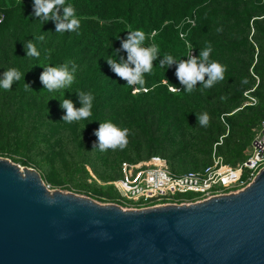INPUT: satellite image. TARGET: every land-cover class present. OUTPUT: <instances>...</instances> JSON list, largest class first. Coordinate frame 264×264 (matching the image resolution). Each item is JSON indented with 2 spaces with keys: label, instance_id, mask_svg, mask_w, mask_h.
I'll use <instances>...</instances> for the list:
<instances>
[{
  "label": "trees",
  "instance_id": "16d2710c",
  "mask_svg": "<svg viewBox=\"0 0 264 264\" xmlns=\"http://www.w3.org/2000/svg\"><path fill=\"white\" fill-rule=\"evenodd\" d=\"M31 3L0 0V73L10 67L24 72L9 90L0 89V152H13L22 144L27 154L60 100L69 98L80 106L77 91L94 95L93 115L80 121L84 154L99 151L94 135L99 122L111 120L130 130L124 149L100 157L105 172L99 175L105 181L121 176L120 163L128 149L131 161L160 155L174 172L178 162L185 171L200 169L211 162L212 151L222 157L236 151L248 139L249 129L264 119V0H66L75 8L80 27L64 33L54 32L51 20L43 23L32 16ZM187 18L194 24L183 22ZM136 29L145 33V45L156 44L161 56L170 53L177 60L186 59L187 47L179 35L186 31L197 57L211 46L210 60L225 66L224 79L207 89L198 82L192 93L170 91L168 85L182 88L175 64L164 70L158 56L143 86L126 84L106 60L120 49L118 36L122 39ZM41 33L45 39L34 41L40 56H25L24 42ZM119 56L126 53L120 50ZM66 60L78 65L70 90H64V97L59 91L47 92L39 80L43 67L38 63L59 65ZM134 87L140 90L133 92ZM252 88L257 105L223 114L238 106L243 92ZM30 94L35 96L31 113L22 119L13 113L9 117ZM202 112L209 115L207 126L196 119ZM92 164L97 170L98 164ZM87 176L84 171L81 179L89 190L102 196L111 191L110 199L116 200L113 185L103 190L101 184L87 182Z\"/></svg>",
  "mask_w": 264,
  "mask_h": 264
},
{
  "label": "water",
  "instance_id": "95a60500",
  "mask_svg": "<svg viewBox=\"0 0 264 264\" xmlns=\"http://www.w3.org/2000/svg\"><path fill=\"white\" fill-rule=\"evenodd\" d=\"M0 264H264V167L235 193L123 209L0 156Z\"/></svg>",
  "mask_w": 264,
  "mask_h": 264
},
{
  "label": "clouds",
  "instance_id": "9594fccd",
  "mask_svg": "<svg viewBox=\"0 0 264 264\" xmlns=\"http://www.w3.org/2000/svg\"><path fill=\"white\" fill-rule=\"evenodd\" d=\"M32 16L40 19L43 23L51 20L54 23V32H75L80 27V20L77 18L75 8L66 0H32ZM145 33L142 30H130L124 38L120 39V49L115 50L114 57H109L106 61L111 70L118 77L126 81L128 85H140L145 83V74L153 71V61L160 55L156 44L145 45ZM45 39L44 35H34L33 39L24 42L25 56L39 57L40 52L34 41L39 42ZM120 50L126 56H119ZM211 46L200 51L199 56L190 53L187 59L177 60L170 53H166L159 59V66L167 70L175 64V77L182 88L173 85V92L183 91L192 93L198 85L202 89L211 88L217 82L224 79L225 66L221 63L210 60ZM43 71L39 75V80L44 86V90L49 93L59 91L64 97V90H70L76 79L78 65L71 60H66L59 65L42 64ZM24 76L16 67H10L0 73V89L9 90L12 84L19 81ZM206 77V78H205ZM25 90H29V85L24 84ZM79 107L74 106V102L69 98L60 100V107L64 110L62 120L67 123L73 121L88 120L93 115L94 95L91 92L77 91ZM52 97H55L53 95ZM196 114V113H195ZM196 119L201 126H207L209 115L207 112L196 114ZM129 129L120 127L111 120L99 122L94 130L96 146L101 152L109 149L115 151L124 149L128 142Z\"/></svg>",
  "mask_w": 264,
  "mask_h": 264
},
{
  "label": "built area",
  "instance_id": "2783aa9c",
  "mask_svg": "<svg viewBox=\"0 0 264 264\" xmlns=\"http://www.w3.org/2000/svg\"><path fill=\"white\" fill-rule=\"evenodd\" d=\"M2 18L3 15L0 14V21ZM183 22L194 24L192 18H187ZM179 35L187 47L186 59L189 53L196 56L186 31H180ZM172 88V85H168L170 91ZM139 90L137 87L133 88V92ZM263 167L264 119L260 120L254 128L249 153L235 165L225 162L223 157L215 151L211 154L210 163L200 169L182 173L172 171L166 159L160 155H151L138 161H122L121 176L112 181L118 193L116 200L112 203L123 209H136L200 202L243 189Z\"/></svg>",
  "mask_w": 264,
  "mask_h": 264
},
{
  "label": "rangeland",
  "instance_id": "374dc122",
  "mask_svg": "<svg viewBox=\"0 0 264 264\" xmlns=\"http://www.w3.org/2000/svg\"><path fill=\"white\" fill-rule=\"evenodd\" d=\"M2 69L3 65L0 63V71ZM242 95L244 99L241 103L238 106L233 107L229 112L223 113L224 115L228 116L244 106L257 105L258 99L252 94V92H250V89L244 91ZM251 98H254L255 101L251 100ZM34 101L35 96L30 94L23 102L18 104L14 110L9 112V114L13 113L21 119L28 116L33 109ZM2 113L0 107V118ZM223 114L220 116V120L224 124L227 132L229 125L225 118L226 116H224L223 119ZM63 115L64 110L61 107H59L58 110L49 113L48 121L46 122L44 129L40 131L35 144L30 147L27 154H25L24 147L21 144L14 149L13 152H0V156L8 158L20 168L27 167L36 170L49 190H60L62 192L88 197L101 204L112 203L113 201L110 199L111 191H109V195L106 196L98 195V193L89 190L81 179L84 171H87V182L93 180L96 183L101 184L103 190H106L110 185H113L112 181L115 179L105 181L99 175L100 173L105 172V168L100 164L102 161L100 157H102V155L109 156L111 149L105 152L99 150L92 154H84V131L82 130L80 121L67 123L62 120ZM11 116L12 114L9 115V117ZM254 128L255 126L250 128L247 132L248 139L245 143H242L240 147L230 155L226 157L223 156L227 159V163L235 165L246 157L249 153L251 140L254 136ZM129 156L130 150L128 149L126 151V161H131ZM24 160L27 162H24ZM179 160L181 161L182 159ZM92 163H95L96 166L98 164L96 168L97 170H95V166ZM185 170L186 169L183 168L179 162L176 163L175 172L182 173Z\"/></svg>",
  "mask_w": 264,
  "mask_h": 264
}]
</instances>
